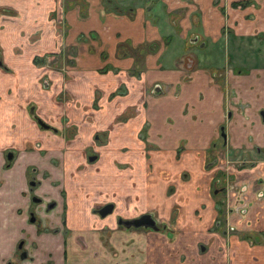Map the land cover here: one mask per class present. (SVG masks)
I'll list each match as a JSON object with an SVG mask.
<instances>
[{
  "label": "rangeland",
  "instance_id": "1",
  "mask_svg": "<svg viewBox=\"0 0 264 264\" xmlns=\"http://www.w3.org/2000/svg\"><path fill=\"white\" fill-rule=\"evenodd\" d=\"M69 1L72 6L74 1ZM8 6L9 4L0 0L1 109L4 113L13 114L15 118L23 116L26 121H22L15 131V126L10 124L5 132H0V165L4 151L13 150L16 152V159L9 169L23 172V167L27 165L26 176L32 172L41 180L42 185L37 194L55 199L56 208L44 217L46 230L54 231V225L58 222L62 226L63 218L70 228L81 220L95 221L97 225L90 226H101L103 234L98 241L112 257L110 264H125L121 255L122 245L129 243L130 254L137 253V248L133 249V244L136 241L138 243L137 238H147L148 241L149 236L155 242L164 240L170 243L178 236L183 240H193L192 245L191 242H185V248L191 245L189 247L195 256L191 257V260L193 262V259L201 257L200 264H264V220H261V217L264 218V170L254 171V177L247 180L250 184L247 185L246 192L238 190L237 183L231 179L227 180V188L226 179L222 183L219 182L224 184V190L218 196V192L213 193L209 177L202 171L205 160L201 165L190 164L181 158V153H177L176 158L181 162L176 159L168 165H165V162H150L146 145H139L144 139L145 126L138 132L132 133L128 130L132 123H138L140 102L136 98L130 108L121 110L122 103L116 97L129 92L132 85L129 86L128 81L132 80V77H139V72L145 69L141 61L147 53L155 50L156 46L148 41L130 46V56L136 59V65L120 70L122 66H112L110 44H107L113 38H107L104 42L97 32H69L68 25L63 30L61 24L60 29L62 26L63 32H57L59 24L52 15L50 21L38 19L35 23H39V27L28 29L25 27L26 21L18 22V16L10 15L13 11ZM4 19L12 23L11 30H7L2 24ZM41 22L45 26H42ZM49 26L55 32H42L49 29ZM43 33L54 36L56 46L50 47L49 50L40 48V44L46 41ZM172 33L177 38V48L182 43L186 48L182 51L189 57V49L196 47L188 46L192 45L191 33ZM116 44L121 45V42L117 41ZM160 46L163 50L159 56L163 60L169 55L167 50L164 51L163 38ZM117 47L115 53L120 55L115 56L122 58L126 54L121 55L124 54L122 46ZM202 50L198 49L199 52ZM81 51L91 54L92 66L82 65L79 60ZM33 55L35 56L31 58ZM118 63L123 64L121 59ZM165 63L169 64L170 61ZM113 70H116L113 78L118 84L110 91L106 76ZM125 79L126 81H121ZM36 120L49 125L51 129L40 127ZM121 127L124 133L115 131ZM217 150V147L205 149L206 162L212 160L213 154L216 163L222 161V158L217 157ZM232 152L240 159H234L238 160L233 164L234 168L241 169L240 164L245 163L261 165L260 162L264 161L260 160L264 159V148ZM92 154L97 158L88 162L86 158ZM176 170L180 179L178 183L173 181L174 175L172 180L169 179ZM163 171L167 177L159 174L157 181L151 179ZM9 172L2 171L0 182L4 183V180L10 177L12 172ZM195 178L199 180L193 186ZM201 181L205 184L204 188L201 187ZM20 184L14 179L12 184L5 181L3 186L0 185V193L15 191L16 185ZM205 199H211L213 203L222 199L224 207L233 210L232 215L227 214L223 216L224 219L221 217L214 224L215 211L221 209H215L213 204L215 214L210 212L205 202H202ZM105 202L114 204L111 216L101 219L92 214V208ZM194 207L196 208L193 209ZM145 212L151 213L157 222L163 225L161 230L154 232L115 226L118 216L132 218ZM233 216L235 218L232 220ZM18 217L20 218V214ZM250 219L256 222L249 225ZM184 224L187 225L182 228ZM195 225L197 228L193 229L191 226ZM70 228L62 227L61 231L71 236ZM167 233L169 239H165ZM255 238H258V241H254ZM82 241L81 236H75V243L82 244ZM241 242L245 246L239 244ZM201 244L206 247L204 252L199 251ZM236 247L245 254V259L239 263L236 260L241 259V253ZM183 255L178 256L177 264H192L186 261ZM159 258L155 255V263L164 264V260ZM16 261L17 257L13 255L12 263ZM136 262L137 258L133 263L130 261V264H142Z\"/></svg>",
  "mask_w": 264,
  "mask_h": 264
},
{
  "label": "crops",
  "instance_id": "2",
  "mask_svg": "<svg viewBox=\"0 0 264 264\" xmlns=\"http://www.w3.org/2000/svg\"><path fill=\"white\" fill-rule=\"evenodd\" d=\"M73 1L71 6L69 0H1L9 4L8 7L13 11L10 15L18 16V22H27L25 27L28 29L39 27L40 24L35 23L38 19L50 21L52 15L59 24L57 32H63L61 24L63 30L68 25L69 32H97L104 42L107 38H113L111 42L107 40V44H110L112 66H122L120 70L136 65V59L130 56V46L139 45L143 41L152 42L156 46L141 61L145 69L139 72V77H132L128 81L129 86L132 85L129 92L116 97L122 103L121 110L130 108L136 98L140 102L138 123H132L128 130L138 132L145 126L144 139L139 145H146L150 162L172 164L176 154L181 153L184 161L201 165L205 160V149L210 145L220 147L218 158L222 156L227 159H239L229 150L264 148V0ZM2 24L7 30L13 27L10 20L4 19ZM42 26L45 24L42 23ZM42 32L55 31L49 26V29ZM172 32H183L184 35L191 33L192 45L188 46L196 47H189V57L182 51L186 50L182 43L177 48V38ZM43 35L46 41L40 44V48L49 50L56 46L54 36L50 37L46 33ZM162 38L164 51L169 53L163 60L159 56L163 50V45L160 46ZM117 41L121 45H117ZM116 45L122 46L124 54L121 55L126 54L122 58L115 56L120 55L115 53L118 49ZM198 49L203 50L199 52ZM79 57L84 67L92 66L90 53L81 51ZM120 59L122 65L118 63ZM167 61L170 63L166 64ZM114 71L106 76L110 91L118 84L113 78ZM1 106L0 102V132H5L10 124L15 126V131L22 121H26L23 116L15 118L11 113H4ZM221 126L225 133V143L219 136ZM115 131L124 133L122 127ZM260 163L252 170L244 169L237 173L238 180H251L254 171L264 170V162ZM8 170L12 174L9 172L10 177L4 180V184L5 181L12 184L13 179L21 184L16 185L15 191L0 193V264H10L16 242L23 235L22 228L29 233L35 230L33 225L24 221L23 214L19 218L17 213L20 206L18 192L24 183L23 172ZM2 171L7 170L1 169L0 179ZM202 171L209 179L212 177L209 172ZM159 174L167 177L163 171L151 179L157 181ZM173 175V181L178 183V170L173 171L169 179L172 180ZM195 179L193 186L199 180ZM204 185L201 181L202 188ZM202 202H205L210 212L215 211V203L211 199ZM215 212L216 218L219 212ZM250 220L249 225L256 222ZM261 220L264 218L261 217ZM64 223L62 226L56 223L52 232H43L38 236L33 234L30 240L35 241L38 247L32 252V264H110L112 257L98 241L103 234L101 226L95 228L90 226L95 225V221L81 220L76 226L72 225L71 230L67 222ZM62 227L70 228L71 236L62 233ZM191 227L197 228L196 225ZM75 236H81L82 244L75 243ZM150 237L148 241L147 238H137L138 243L136 241L133 244L137 253L130 254L129 243L122 245L121 255L125 264H130V261L133 263L136 258V263L156 264L155 255L157 259L160 257L164 260V264H177L180 254H184L186 261L200 264L201 257L193 259V262L191 260V257H195L189 247L194 243L193 240H183L178 236L169 243L159 238L161 243ZM185 242H191V245L185 248ZM239 244L245 246L242 242ZM236 249L241 253V259L236 260L239 263L245 259V254L239 248ZM121 255L119 257L122 259Z\"/></svg>",
  "mask_w": 264,
  "mask_h": 264
},
{
  "label": "flooded vegetation",
  "instance_id": "3",
  "mask_svg": "<svg viewBox=\"0 0 264 264\" xmlns=\"http://www.w3.org/2000/svg\"><path fill=\"white\" fill-rule=\"evenodd\" d=\"M1 65H2V63L0 61V66ZM36 123L38 124L37 120H36ZM41 123H42L41 125L38 124L40 127L44 128V129H51V127L49 125H46L43 122H41ZM219 130H220L219 136L223 140V143H225V133L223 130V126H221L219 128ZM210 147H212V149H213L216 146L210 145L208 148H210ZM217 148H218V150L220 149V147H217ZM254 148L260 149L257 147H254ZM222 149H224V148H222ZM217 151H215V152L217 153ZM229 151H237V150H229ZM15 153L16 152H14L13 150L4 151V158H3V162L1 163V167H0L1 169L8 170L10 168V165L13 162V160L16 159ZM8 156L10 157L9 159H8ZM91 156H95V158L90 161V160H88V157H91ZM217 157H219L218 153H217ZM96 158H97V156L92 154V155H88L86 160L88 162H93L96 160ZM220 158H222V161H220L219 163H216V159H215L214 154H213V156H211L212 160L206 162V151H205V164H204L205 167L203 168V170L209 172L212 175V177L210 178V184L213 186V189H214L213 193L218 192L217 193L218 196L220 194H222L221 192L224 190V184H221V183L224 182L225 179H226L225 180L226 188H227V180L231 179L235 183H237L238 190L246 192L247 185H249L250 183L247 180H244V181L238 180L236 178L237 173L244 170L242 167H245V169L252 170L251 168H255L257 166V164L256 165H254V164L249 165L248 163L240 164L239 168H241V169H238L237 167L234 168L233 164L240 159H238V160L227 159V158L222 157V156H220ZM175 159L178 160L179 162H181L178 157ZM262 160H264V159H262ZM241 162H243L242 159H241ZM26 168H27V165H25V167L23 169V180H24L23 185L25 186V188H22L18 192V198L21 202V205L18 206L19 208L17 209V212H19V214H23L24 215V221L29 225H33L35 230L33 233H29V232H27L26 229L22 228L23 229L22 230L23 235L21 238H19L17 240L16 245H15L14 254H13V255H16L17 261L12 263V260H9L10 264H21L22 261H27L28 262L27 264H32V261H33L32 252L36 251L38 246H37L35 241H31L30 239L34 235L38 236L39 234H41L43 232H48L46 230V222H45L44 217H46L48 215V213L51 210H53L54 208H56V206H57L55 199L49 198L48 196H45L42 194H37L39 187H41V185H42V183L40 182L41 180H40V178H38L37 175L33 174L32 172L29 173V175L27 177L26 176V170H27ZM32 170H33V168H32ZM234 171H235V174H234ZM256 172H258V170H256ZM224 174H226V176H224ZM219 182H221V183H219ZM3 184H4L3 182H0V185H3ZM106 203H112V202H105L101 205H98L95 208H92L91 209L92 214L96 215L98 218H101V219H104L106 217L111 216L112 212L114 210V204L113 203H112L113 204L112 210L109 214H107L103 217H100L99 214L96 212V210L98 208H100L102 205H104ZM214 207H215V209H217V208L221 209L220 211L217 210V212H219V213L216 216L215 220L213 221L214 224L217 223L221 217H223L227 214L230 215V213H233V210H230L229 207H224L222 199L218 200L217 203L214 204ZM225 210L227 212L226 214H225ZM145 213H148V212H145ZM141 214H144V213H141ZM141 214H139V215H141ZM149 214L151 215V217L155 221V225L157 226L156 230L150 229V228H143V227H136V228L124 227L122 225L117 224V222H116V220H117V218H119V216L116 217V219H115V222H116L115 226L116 227L119 226V227H122L124 229H131V228H133V229L139 228L140 229L141 228L142 230L147 229L149 231H154V232L161 230V226H163V225H160L151 213H149ZM135 217H137V216H135ZM122 219H129V218H122ZM223 219H224V217H223ZM226 219L227 218H225V220ZM62 222L64 223V218H63ZM162 224H164V222ZM245 225H247V224H245ZM112 229H114V227ZM168 234L169 233H167L166 238H168ZM254 241H258V238H255ZM205 250H206V247L201 244L199 246V251L204 252Z\"/></svg>",
  "mask_w": 264,
  "mask_h": 264
},
{
  "label": "water",
  "instance_id": "4",
  "mask_svg": "<svg viewBox=\"0 0 264 264\" xmlns=\"http://www.w3.org/2000/svg\"><path fill=\"white\" fill-rule=\"evenodd\" d=\"M38 124L41 125V121L37 120ZM10 157L8 156V159ZM95 156L88 157V160H93ZM113 204L112 203H106L102 205L100 208L96 210V212L99 214L100 217H103L107 214H109L112 210ZM117 224L122 225L124 227H143V228H150V229H157V226L155 225L154 219L151 217L149 213L141 214L137 217L129 218V219H122L117 218L116 220Z\"/></svg>",
  "mask_w": 264,
  "mask_h": 264
}]
</instances>
